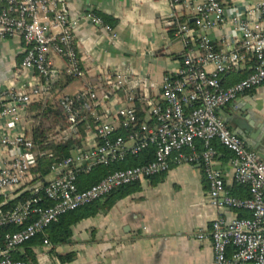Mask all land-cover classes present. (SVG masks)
<instances>
[{"label":"built area","instance_id":"1","mask_svg":"<svg viewBox=\"0 0 264 264\" xmlns=\"http://www.w3.org/2000/svg\"><path fill=\"white\" fill-rule=\"evenodd\" d=\"M170 1L192 5V0ZM198 1L193 7L194 26L171 15L170 25L175 26V34L188 48L179 70L164 78L161 101L153 98L150 86L142 87L141 96L147 108L143 121L140 122L132 104L133 88L127 75L120 71L100 73L102 80L98 85L86 84L75 94L58 98L72 129H76L85 115L90 114L98 121L92 131L87 130V134L95 136L94 145L85 142L77 146L70 157L52 167L48 182H38L22 190L30 182L29 169L34 164L33 142L25 128V116L34 98L52 90L56 72L51 53L67 61V75L84 79L87 72L62 0H0V42L20 39L24 46L21 69L35 74L22 89L15 85L0 88V125L14 130H0V198L3 199L0 207L18 197L21 191L44 195L34 196L6 211L0 208V229L19 228L8 232L3 243L0 242V264H31L16 256L22 255L24 246L43 235L62 215L101 200L123 186L164 175L175 167L197 164L204 169L208 201L216 211L210 233L215 254L213 264H264V160L256 151L249 150L219 115L224 107L264 85V2L248 9L245 18L238 16L229 21L239 35L241 48L220 52L206 33L228 23L225 7L220 0ZM257 15L261 25L254 26L251 20ZM87 19L93 26L112 31L110 25L92 12L87 14ZM247 57L255 59L251 72L234 85L224 87V75L249 60ZM208 66L213 69L208 70ZM108 94L117 105L113 117L99 113L100 108L108 111L105 105ZM119 129L126 136L116 135ZM215 142L233 154L235 182L247 188L249 197L238 198L227 192L223 173L216 167ZM150 147H154L153 161L111 172L96 185L80 189L82 174L98 165L123 161L128 154L137 156ZM43 198L49 205L43 203ZM228 211H242L250 216L228 219ZM198 238L206 237L202 233ZM53 248L45 239L40 256Z\"/></svg>","mask_w":264,"mask_h":264},{"label":"crops","instance_id":"2","mask_svg":"<svg viewBox=\"0 0 264 264\" xmlns=\"http://www.w3.org/2000/svg\"><path fill=\"white\" fill-rule=\"evenodd\" d=\"M220 1L225 7L228 23L206 35L217 51L240 49L239 35L229 21L238 16L245 18L248 9L264 0ZM198 4V0H192L190 7L173 4L170 0H62L73 24L77 51L87 74L84 79H75L64 91L58 88L52 95L44 94L34 101L58 100L62 95L75 94L86 84L98 85L102 80L100 73L104 71H120L127 76L132 72L136 81L141 76L146 77L147 86L140 85L139 92L131 91L134 106L136 100L144 102L141 96L144 86H150L153 98L161 101L164 78L179 70L188 48L175 34L176 30L171 34V15L194 26L196 13L193 7ZM90 12L106 18L112 31L109 33L93 26L87 19ZM251 23L261 25L260 15ZM193 46L194 43L190 47ZM23 49L20 39L0 42V88L15 85L22 89L35 75L21 69ZM50 60L57 73L53 83L57 86L66 80L67 61L54 53H51ZM253 67L252 60H247L237 70L245 75ZM212 69L213 66H208V70ZM237 79L238 75L232 70L224 75L222 84L230 87L237 83ZM105 105L108 111L100 108L99 113L115 116L114 97ZM222 110L228 128L233 132L238 127L244 128L254 151L264 155V85ZM24 124L29 131L31 123L27 115ZM0 130L14 131L4 125H0ZM95 141L93 134H87L85 142L94 145ZM213 145L218 152L216 167L223 173L227 192L238 198L247 196L246 187L235 182L233 154L218 142ZM139 184L138 192L74 227L72 244L49 250L41 256L40 248H37L36 264H213L215 254L210 233L216 211L208 201L209 186L202 165L175 167L155 180L151 178ZM239 214L228 211L226 217L231 219ZM202 233L206 237L204 240L198 238ZM57 253H74L75 259L62 263Z\"/></svg>","mask_w":264,"mask_h":264},{"label":"trees","instance_id":"3","mask_svg":"<svg viewBox=\"0 0 264 264\" xmlns=\"http://www.w3.org/2000/svg\"><path fill=\"white\" fill-rule=\"evenodd\" d=\"M102 19L107 25H110L107 23L108 20H106V18L103 17ZM170 27L172 28L171 34H173L175 32V26L170 25ZM249 58L250 57H247V59ZM249 60H252L255 66V59L253 58ZM247 64L250 66L248 62ZM233 71L235 75H238L236 82L242 80L249 74V72H251L250 70L247 73H244L245 75H243L242 72L239 73L236 68ZM75 79L78 78L67 75L64 83L57 86L52 84L53 89L50 92L51 95L55 92V89L58 88V90L64 91V88L72 83ZM136 101L137 103L135 105V109L140 122H142L144 119V112L147 108L143 103L138 102V100ZM27 117L31 123V128L29 131H31V140L33 142L34 164L29 169V174L31 177L30 182H28L22 190L38 182H48V179L51 176L52 167L62 162L64 159L70 157L74 148L77 146H82L86 140L87 130L93 129L95 125L98 124V121L95 118H92L89 114L85 115L81 122L76 125V129H72L71 124L68 121L67 114L60 106L57 98H49L46 100L32 102L28 106ZM64 132L67 134L63 135ZM116 135L126 136V132L122 129H119L116 131ZM59 137L62 138L59 139ZM153 160L154 147H150V149L137 156L128 154L123 161L112 163L109 166L98 165L94 167L89 173L82 174L79 178V187L81 190H86L99 183L111 172L141 166ZM156 178L157 177H153L152 180H155ZM139 186V182L123 186L101 200L95 201L91 204L82 206L75 211H71L62 215L57 222L51 224L46 229V232L43 235H39L29 241L23 248L24 253L22 255H17V259H22L30 262L31 264H36V249L43 245L45 239L49 240V242L54 247L53 249L63 245L72 244L74 227L87 219L95 218L100 212L108 211L117 202L121 201L127 196L134 194L135 192H138L140 190ZM239 186L245 187L243 185ZM34 196L44 197L42 193L32 195L31 191H21V194L18 197L9 201L6 205H3L0 208L5 211L9 210L20 203L26 202ZM246 197H249L248 190L247 196L243 198ZM43 199V203H45V198ZM2 202L3 199L0 198V203ZM45 204L49 205L48 202ZM238 212H240L239 218L249 217L246 215V212ZM18 230L19 228L15 226L0 229V242L3 243L4 236L8 232H15ZM56 256L62 263H69L75 259L74 253H57Z\"/></svg>","mask_w":264,"mask_h":264},{"label":"water","instance_id":"4","mask_svg":"<svg viewBox=\"0 0 264 264\" xmlns=\"http://www.w3.org/2000/svg\"><path fill=\"white\" fill-rule=\"evenodd\" d=\"M56 77H57V73H56ZM127 81L131 84L132 88L135 90V92H139L140 89V85L146 83L147 84V79L145 76H141L139 77V79L137 81H134V77H133V73L130 72V75L127 76ZM109 98H111V94H108V98L106 99L105 102H107L109 100ZM219 115L221 116L222 120L224 121V123L226 124V126H228V122L226 121V119L224 118V116L226 115L224 110H220L219 111ZM244 128L242 127H238V129L236 128L233 132V134L237 137H239L244 144L246 145V147L249 150H253L255 149V147L252 145V143L249 141V139L246 137V133L244 132ZM257 150V147H256ZM258 155L260 156V158L262 160H264V155H262L261 153L258 152Z\"/></svg>","mask_w":264,"mask_h":264},{"label":"rangeland","instance_id":"5","mask_svg":"<svg viewBox=\"0 0 264 264\" xmlns=\"http://www.w3.org/2000/svg\"><path fill=\"white\" fill-rule=\"evenodd\" d=\"M27 132H28L29 137L31 138V131H27ZM66 134H67V133L64 132L63 135H66ZM62 137H63V136H62ZM62 137H59V139L62 138ZM51 178H52V177L50 176L48 180H50Z\"/></svg>","mask_w":264,"mask_h":264}]
</instances>
